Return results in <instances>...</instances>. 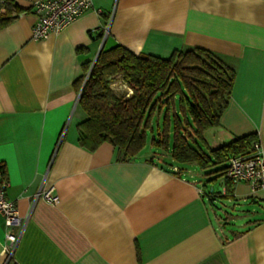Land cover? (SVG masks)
Wrapping results in <instances>:
<instances>
[{
	"label": "crops",
	"instance_id": "0c3cea01",
	"mask_svg": "<svg viewBox=\"0 0 264 264\" xmlns=\"http://www.w3.org/2000/svg\"><path fill=\"white\" fill-rule=\"evenodd\" d=\"M37 1L12 0L21 12L0 30V167L20 217L9 256L0 215V264H264V190L216 173L227 161L209 173L154 148L162 115L130 160L108 143L79 146L76 129L86 118L78 81L102 45L160 58L200 48L235 71L203 150L251 134L264 150V0H92L62 32L34 41ZM43 183L56 205L35 200Z\"/></svg>",
	"mask_w": 264,
	"mask_h": 264
},
{
	"label": "trees",
	"instance_id": "16d2710c",
	"mask_svg": "<svg viewBox=\"0 0 264 264\" xmlns=\"http://www.w3.org/2000/svg\"><path fill=\"white\" fill-rule=\"evenodd\" d=\"M20 12L12 0H0V30ZM116 77L131 94H115ZM234 79L235 71L219 56L200 48L175 51L168 58L134 55L119 45L102 49L78 81L79 89L83 85L78 106L86 116L76 127L78 144L94 151L108 143L130 160L145 148L157 114L162 115L161 134L151 140L154 148L169 150L178 164H196L202 170L223 165L231 156L249 153L257 141L251 134L213 150L202 148L203 132L218 126Z\"/></svg>",
	"mask_w": 264,
	"mask_h": 264
},
{
	"label": "built area",
	"instance_id": "2783aa9c",
	"mask_svg": "<svg viewBox=\"0 0 264 264\" xmlns=\"http://www.w3.org/2000/svg\"><path fill=\"white\" fill-rule=\"evenodd\" d=\"M36 15V22L32 28L31 37L34 41H42L50 35L59 34L71 23L81 18L92 9V0H39L32 6ZM100 13V11H97ZM103 40L109 32V26L103 27ZM127 93V95H129ZM223 175L233 184L245 183L252 193L264 190V150L259 141L251 144V150L244 155L231 156L227 160ZM8 181L0 167V215L4 217L5 243L3 253L11 255L17 241L19 232L14 228L20 227V217L15 204L7 200L6 190ZM49 205H56L59 199L53 193V188L44 183L35 195Z\"/></svg>",
	"mask_w": 264,
	"mask_h": 264
},
{
	"label": "rangeland",
	"instance_id": "374dc122",
	"mask_svg": "<svg viewBox=\"0 0 264 264\" xmlns=\"http://www.w3.org/2000/svg\"><path fill=\"white\" fill-rule=\"evenodd\" d=\"M123 85V83L121 82V79H120V77H116L114 80H113V83H112V89H113V91H115L114 89V87L116 86H119V85ZM122 92H124V91H122ZM115 93H117V92H115ZM125 93L126 92H124V96H125ZM118 94H119V92H118ZM154 132H156V127H154ZM148 137H149V139L148 140H150V138H151V133L150 132H148ZM217 170V169H216ZM208 172L210 173V170L208 169ZM216 173H219V172H216ZM216 188H217V186H216Z\"/></svg>",
	"mask_w": 264,
	"mask_h": 264
},
{
	"label": "water",
	"instance_id": "95a60500",
	"mask_svg": "<svg viewBox=\"0 0 264 264\" xmlns=\"http://www.w3.org/2000/svg\"><path fill=\"white\" fill-rule=\"evenodd\" d=\"M103 48V45L101 46V48H100V50H99V52H98V54H97V56L95 57V59L93 60V62H92V64H91V68H92V66L95 64V62H96V60H97V58H98V55H99V53L101 52V49ZM91 70V69H90ZM90 70H89V72H90ZM88 72V73H89ZM88 73H87V76H88ZM85 82V81H84Z\"/></svg>",
	"mask_w": 264,
	"mask_h": 264
}]
</instances>
